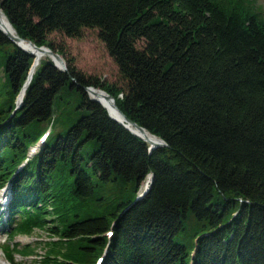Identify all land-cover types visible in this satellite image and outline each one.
Wrapping results in <instances>:
<instances>
[{"label": "trees", "instance_id": "obj_1", "mask_svg": "<svg viewBox=\"0 0 264 264\" xmlns=\"http://www.w3.org/2000/svg\"><path fill=\"white\" fill-rule=\"evenodd\" d=\"M0 11L21 39L62 57L50 34L97 30L123 80L47 57L17 107L34 56L0 30V190L10 195L0 226L11 239L47 231L33 264H264V9L255 0H0ZM88 86L166 145L149 150ZM21 247L0 248L20 264L15 253L32 250Z\"/></svg>", "mask_w": 264, "mask_h": 264}, {"label": "rangeland", "instance_id": "obj_2", "mask_svg": "<svg viewBox=\"0 0 264 264\" xmlns=\"http://www.w3.org/2000/svg\"><path fill=\"white\" fill-rule=\"evenodd\" d=\"M255 2L264 9V0H255ZM56 47L64 50V57L71 59L77 69L86 75L97 76L101 80L109 83L123 85V80L119 74L117 65L108 54L104 43L98 38L97 30L85 29L80 38H68L59 33H52L48 36ZM49 56H45L47 58ZM63 57V59H64ZM43 58V59H44ZM89 95V92H87ZM90 96V95H89ZM56 125L53 128L55 131ZM41 138L37 144L30 147L29 157L36 153L41 143ZM143 187V183H142ZM10 200L7 187L0 190V215L6 214V206ZM10 228L0 226V247L3 244L17 242L19 248L28 244L32 249L30 253L22 255L15 253V261L20 264H33L39 260L45 252V241L52 239L47 231L42 229H33L30 234L16 233L14 238L8 237ZM0 264H9L0 248Z\"/></svg>", "mask_w": 264, "mask_h": 264}, {"label": "bare ground", "instance_id": "obj_3", "mask_svg": "<svg viewBox=\"0 0 264 264\" xmlns=\"http://www.w3.org/2000/svg\"><path fill=\"white\" fill-rule=\"evenodd\" d=\"M0 29L3 32H5L6 34H8L10 37L16 36L15 31L12 29V27L8 23L7 19L3 16V14L1 12H0ZM17 43L20 46H22L23 48H25L26 50L32 52L33 56H34V61L31 65V68H30L29 73H28V81H27L26 85L24 86V88L22 89V91L19 95V99L20 98L22 99L24 92H25V89L29 83V80L31 79L36 68L39 66L41 59H43L45 56L50 57L51 55L49 53H47L46 51H44L43 49H37L32 43H30L28 41L17 40ZM57 62H58V60H57ZM89 95L91 97L97 98L106 107V109L108 110V112L111 116H113L114 118L118 119L120 122L125 124L130 130H132L134 133H136L139 136H141L142 138H144L148 143H156L158 141V139L156 137L152 136L147 131L141 130L138 127H136L135 125H133V124L129 123L127 120H125V118L114 107L113 101L111 99H108L107 95L103 91L96 90V89H90ZM149 180H150V177L147 176L145 181L143 182V186L148 184Z\"/></svg>", "mask_w": 264, "mask_h": 264}, {"label": "water", "instance_id": "obj_4", "mask_svg": "<svg viewBox=\"0 0 264 264\" xmlns=\"http://www.w3.org/2000/svg\"><path fill=\"white\" fill-rule=\"evenodd\" d=\"M0 12H1V11H0ZM1 13H2V12H1ZM3 16H4V15H3ZM4 17H5V16H4ZM0 30H1V29H0ZM2 32H3V31H2ZM3 33L8 37V39H10L12 42H14L18 47L22 48L23 50H25V51H27V52H29L30 54L33 55L32 52L26 50L25 48H23L22 46H20V45L17 43V40H25V39H21L18 35H16L15 37H10V36H9L8 34H6L5 32H3ZM27 41L30 42V43H32L37 49H43L44 51H46L47 53H49V54L51 55V56H50L51 60L54 62V65H55L57 68H59V69H61V70H65V69H66V62H65V60L63 59V57H62L61 54H59L58 52H55V51L51 50V49H50L49 47H47V46H36V45H35L33 42H31L30 40H27ZM57 60H58V62H57ZM58 63H59V64H58ZM27 81H28V77H27L26 81L24 82V85H23L22 89H23L24 86L26 85ZM29 81H30V80H29ZM22 89L20 90V92H19V94H18V96H17V100H16L17 107H19V106L21 105V103H22V99H21V98L19 99V95H20ZM90 89H96V88H94V87H92V86H88V87H86V91H87V92H89ZM97 89H100V88H97ZM100 90H102V89H100ZM102 91H104V90H102ZM104 92H105V91H104ZM105 93H106V92H105ZM106 95H107L108 99H111V100L113 101L114 107H115V108L119 111V113L125 118V120H127L129 123L135 125V126L138 127L139 129L144 130L143 127L137 125L135 122H133V121H131L130 119H128V118L122 113V111L117 107V105H116V103H115V100H114L113 96H111V95L108 94V93H106ZM90 98L93 99V100H96V101L100 102L97 98H94V97H91V96H90ZM100 103H101V102H100ZM101 104H102V103H101ZM102 105H103V104H102ZM103 106H104V105H103ZM104 107H105V106H104ZM105 108H106V107H105ZM109 115H110V114H109ZM110 117H112V118L115 119L117 122H119L120 124H122V125H123L126 129H128L130 132H132L133 134L137 135L138 137H140L141 139H143L144 141H146L144 138H142L141 136H139L138 134H136V133H134L132 130H130L125 124H123L122 122H120L118 119L114 118V117L111 116V115H110ZM155 137L158 139V141H157L156 143H149V150H152V149H154V148L157 147V146H165V145H166V143H165L161 138H159V137H157V136H155ZM146 142H147V141H146ZM147 176L150 177L149 183L146 184V185H144V186L142 187V189H141L140 193L138 194V197H137V198H141V197H142V196H143V195L149 190V188H150V186H151V184H152V181H153V174H152V173H149Z\"/></svg>", "mask_w": 264, "mask_h": 264}]
</instances>
